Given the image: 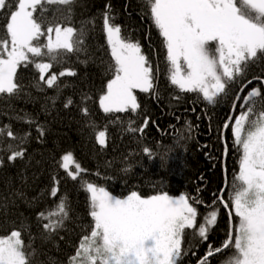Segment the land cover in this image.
<instances>
[{"label": "snow or ice", "instance_id": "snow-or-ice-1", "mask_svg": "<svg viewBox=\"0 0 264 264\" xmlns=\"http://www.w3.org/2000/svg\"><path fill=\"white\" fill-rule=\"evenodd\" d=\"M75 0H0V18L6 23L0 31V97L19 96L22 86L17 82L21 67L31 66L38 73L36 87L58 89L61 77L76 76L68 68L53 72L70 56L85 51L84 37L95 27V18L81 21L79 28L72 24ZM150 18L162 37L166 49L168 79L180 93H196L209 104H216L219 97L228 94L229 86L240 84L233 101V111L241 101L238 115L229 117L223 130L231 131L234 145L240 151L238 174L232 184L228 200L223 195L217 199L230 209L238 222L230 229L227 239L219 246L209 245L197 264H210V257L234 249L221 264H264V92L260 86L251 88L243 98L241 93L253 81L264 85V75L247 79L251 65L264 61V0H145ZM49 6H58L50 8ZM50 18L46 15L49 12ZM61 13L63 22H56L55 13ZM111 5L105 6L103 32L106 35L112 63L108 71L111 79L99 96L103 113H137L141 108L137 92L151 93L155 89L154 70L139 42H132L122 35L121 27L112 23ZM86 63V62H85ZM158 71V70H157ZM246 80V82H244ZM179 99V97H176ZM91 99L85 95L82 100ZM73 103L68 98L64 107ZM89 115L87 106L81 108ZM35 125L43 137L45 128L31 118H21ZM179 119V118H177ZM119 120L110 121L116 123ZM127 131L140 132L148 127L145 118L142 126ZM95 132L101 150L107 147V124L103 130L95 122L88 125ZM189 130L191 124H188ZM31 131L23 134L13 131L11 124L0 126V139L14 143H0V152L7 153V161L24 159ZM144 152L153 156L147 147ZM227 146H225V154ZM163 159V157H161ZM5 160L0 157V168ZM72 181L80 180L89 194L91 224L82 229L85 233L69 256L67 264H178L186 253L182 247L186 230L201 241L208 240V233L217 222L218 211L213 205L198 222L196 204H203L199 197L181 194L173 197L167 192L143 196L131 191L121 198L103 186L84 179L88 172L75 159L74 154H63L57 161ZM125 168L123 171L128 172ZM99 175V173H96ZM50 196L55 203L36 214L39 239L47 242L53 234L65 228L69 220L66 197L58 198L60 180L53 176ZM17 197L23 193L16 192ZM12 204L15 201H11ZM9 204L0 203L7 214ZM28 233L27 241L24 238ZM61 239L64 237L61 236ZM37 236L21 222L8 234L0 235V264H33L37 254L34 247ZM31 249V251H28ZM195 254V253H193ZM54 264V262H53Z\"/></svg>", "mask_w": 264, "mask_h": 264}, {"label": "trees", "instance_id": "trees-1", "mask_svg": "<svg viewBox=\"0 0 264 264\" xmlns=\"http://www.w3.org/2000/svg\"><path fill=\"white\" fill-rule=\"evenodd\" d=\"M106 5H111L112 23L121 27L124 37L139 42L157 76L154 83L158 97L137 92L141 108L135 114L106 115L99 107V96L111 79L108 67L112 61L103 32ZM49 7L54 9L58 6ZM70 7L75 27L79 28L81 21L90 18H95V27L88 25L90 30L83 45L85 51L70 56L62 65L54 66L52 71L70 68L77 75L61 77L58 89L41 85L43 90H40L36 87L38 73L35 69L21 67L17 77L22 86L20 95L0 97V126L11 124L13 131L20 134L31 131L24 145L27 150L24 159L8 162L7 153L0 152V157L5 160L4 167L0 168V203L9 204L7 214L0 209V235L8 234L23 222L31 234L37 236L34 244L37 254L33 257V264H67L85 234L82 229L91 224L89 194L83 190L80 180L72 181L57 164L63 154L71 152L88 170L83 174L84 179L105 187L114 196L123 198L131 191H137L145 197L161 192L171 196L186 194L199 197L203 204L195 206L201 223L203 216L212 210L205 205L211 206L215 200L218 217L208 233V240L201 241L192 235V230H186L184 237L182 247L187 254L178 264H197L208 246L219 247L238 222L234 214L230 220V209H226L217 198L223 195L225 200L229 199L234 177L238 174L240 151L234 145L230 129L223 130V124L230 116L234 120L241 111L242 99L233 111L240 84L230 85L228 94L219 97L214 105L196 93H180L168 79L166 49L145 0H75ZM46 15L51 18L53 13L50 11ZM55 15L56 22L66 23L60 19L61 13ZM5 23L0 18V31ZM255 75H264V61L249 67L247 79ZM256 86L264 92V85L254 80L241 97ZM85 95L91 99L82 100ZM68 98L73 103L66 108L64 104ZM84 106L89 109L88 116L81 111ZM17 117L35 120L45 128L44 136L38 140L35 125ZM117 117L116 123H110ZM145 118L149 124L143 134L127 131L129 121H133L132 127L139 128ZM89 122H95L99 130L107 124V147L103 150L96 143L95 132L88 126ZM0 143L14 142L5 137L0 139ZM145 147L153 153L151 158L145 154ZM125 168L130 170L124 172ZM54 175L60 180L58 198L66 197L70 219L65 221V228L59 230V234L54 233L51 240L42 242L36 214L55 203L50 196ZM16 192L23 193V196L17 197ZM24 238L27 241V232ZM232 251L234 249L210 257V264H221Z\"/></svg>", "mask_w": 264, "mask_h": 264}, {"label": "rangeland", "instance_id": "rangeland-1", "mask_svg": "<svg viewBox=\"0 0 264 264\" xmlns=\"http://www.w3.org/2000/svg\"><path fill=\"white\" fill-rule=\"evenodd\" d=\"M106 90V89H105ZM173 197H179V196H173Z\"/></svg>", "mask_w": 264, "mask_h": 264}]
</instances>
